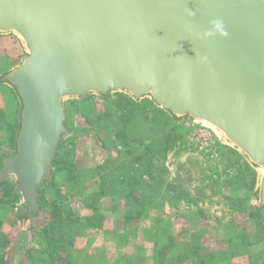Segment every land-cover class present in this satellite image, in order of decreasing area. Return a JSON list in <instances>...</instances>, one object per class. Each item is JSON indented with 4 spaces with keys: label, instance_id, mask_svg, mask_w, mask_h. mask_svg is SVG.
I'll use <instances>...</instances> for the list:
<instances>
[{
    "label": "water",
    "instance_id": "water-1",
    "mask_svg": "<svg viewBox=\"0 0 264 264\" xmlns=\"http://www.w3.org/2000/svg\"><path fill=\"white\" fill-rule=\"evenodd\" d=\"M0 36L23 51L0 74L17 104L0 168L16 211L36 219L66 104L119 94L211 131L254 172L249 212H264V0H0Z\"/></svg>",
    "mask_w": 264,
    "mask_h": 264
},
{
    "label": "rangeland",
    "instance_id": "rangeland-1",
    "mask_svg": "<svg viewBox=\"0 0 264 264\" xmlns=\"http://www.w3.org/2000/svg\"><path fill=\"white\" fill-rule=\"evenodd\" d=\"M65 125L36 219L20 222L17 197L0 204V264H219L250 249L264 264V212L248 216L255 174L211 131L180 123L167 141L163 112L119 94L68 102ZM16 130L0 86V168Z\"/></svg>",
    "mask_w": 264,
    "mask_h": 264
},
{
    "label": "crops",
    "instance_id": "crops-1",
    "mask_svg": "<svg viewBox=\"0 0 264 264\" xmlns=\"http://www.w3.org/2000/svg\"><path fill=\"white\" fill-rule=\"evenodd\" d=\"M22 53V48L14 37L0 36V74L15 65L19 58L23 55ZM16 216H18V212ZM224 251H226V247L222 246L220 248L219 254H216L215 252L212 255H209L207 258L210 259L211 257H215L216 259L218 256L219 258H222V252ZM257 256L261 257V255L258 254V251H253L250 249L243 255H228L229 258H223L219 261V264H224L225 262L227 264H236L238 261L244 262V264H251L252 260L255 257L257 258ZM4 262H7V258L4 259Z\"/></svg>",
    "mask_w": 264,
    "mask_h": 264
},
{
    "label": "trees",
    "instance_id": "trees-1",
    "mask_svg": "<svg viewBox=\"0 0 264 264\" xmlns=\"http://www.w3.org/2000/svg\"><path fill=\"white\" fill-rule=\"evenodd\" d=\"M8 90V89H7ZM110 97H108V98H106V99H102V100H108ZM169 120V119H168ZM169 122H171V124H172V129L164 136V139L165 140H169L170 138H171V135L174 133V129H175V127H177L180 123H174V122H172L171 120H169ZM167 143V142H166ZM56 153H57V151H56ZM126 153H127V149H126ZM141 155L142 154H137V155H133L132 154V156H133V160L136 162V164L138 163V164H140V160H141ZM56 156V155H55ZM55 159V158H54ZM53 163H54V161H53ZM53 163H52V166H53ZM128 167H132V165H128ZM52 179V178H51ZM51 179L47 182V184L49 185L50 183H51ZM126 180H123L122 182L123 183H127V186L130 188V186H131V180H132V178L131 177H128V178H125ZM10 184H11V181H9V180H5V181H3V182H1L0 183V190L2 189V192H0V204L2 203V204H11V202L13 203V199H14V197H13V195H9V196H7V195H4V193H7V192H9V189H10ZM129 188H127L128 190H130ZM127 193H130V191H128ZM126 193V194H127ZM131 200H132V202H136L137 201V197H129ZM37 201H38V198H37ZM38 208H39V203H38V207H37V210L35 211V213L33 214V216H36L37 215V212H38ZM18 212V215H20V217H21V219H28L31 215L30 214H28V213H26L25 211H17ZM142 214V212H137L136 213V218L137 217H140V215ZM256 214H259V213H252V212H249V214H248V216L249 217H251V216H255ZM128 216L126 215V218H127ZM3 237V236H2ZM55 253H54V251H51L50 253H46V257H47V259H49V260H53V261H56L55 259L57 258L55 255H54Z\"/></svg>",
    "mask_w": 264,
    "mask_h": 264
}]
</instances>
